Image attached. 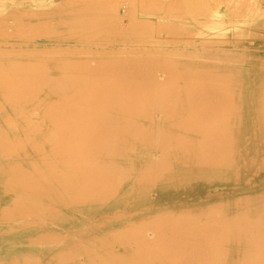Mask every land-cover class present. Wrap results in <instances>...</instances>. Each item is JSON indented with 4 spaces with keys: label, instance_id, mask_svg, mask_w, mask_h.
I'll return each instance as SVG.
<instances>
[{
    "label": "bare ground",
    "instance_id": "6f19581e",
    "mask_svg": "<svg viewBox=\"0 0 264 264\" xmlns=\"http://www.w3.org/2000/svg\"><path fill=\"white\" fill-rule=\"evenodd\" d=\"M242 1L0 0V264H264Z\"/></svg>",
    "mask_w": 264,
    "mask_h": 264
},
{
    "label": "rangeland",
    "instance_id": "374dc122",
    "mask_svg": "<svg viewBox=\"0 0 264 264\" xmlns=\"http://www.w3.org/2000/svg\"><path fill=\"white\" fill-rule=\"evenodd\" d=\"M129 1H130V0H129ZM129 1L126 0L127 5H128V3H131V2H129ZM131 1H132V0H131ZM139 1H140V0H136V2H137L136 4H138V5L134 8V9H135V12H136L137 14H138V13H140V14H141V13H144L145 15L143 16V14H141V15H139V14L137 15L136 13H135V14H136L137 17H138V16H139V17H142V16H143V17H147L146 15H149V14H146V13H148V12H146V11H148L149 8H153L152 0H144V1H142L143 4H142L141 2H139ZM148 2H149V3H148ZM247 2H248V0L246 1V3H245V1H242V3H245V4H247ZM249 2H250V0H249ZM249 2H248V4H250ZM255 2H256V6H257V5L259 6L260 4L262 5V2H261L260 4H259V3L257 4L258 0H255ZM140 3H141L142 5H140ZM242 3H241L240 5L244 8L245 5L242 4ZM148 4H149V7H147ZM151 4H152V5H151ZM197 4H198V3H196L195 6H193L194 8L192 7L191 9H192V10H193V9L195 10V9L202 8V6H203L202 3H199V5H197ZM248 4H247V5H248ZM251 4H252V3H251ZM251 4H250V5H251ZM129 5H130V4H129ZM129 5L127 6L128 8H129ZM243 5H244V6H243ZM247 5H246V6H247ZM250 5H248V6H250ZM241 6H240V8H242ZM256 6H255V7H256ZM132 7H133V5H132ZM138 7H139V8H138ZM182 7H183V10H184V13L186 12L185 14L182 12V11H183V10H182ZM252 7H254V4L252 5ZM255 7H254V9L250 7V8L253 10L252 14L254 13V10L256 9ZM137 8H138V9H137ZM141 8H142V10H141ZM243 8L238 10L240 13H239L238 11H237V13H235V15H236L235 18H237L238 13H239L238 17H242L243 14H244V15L246 14L245 17L243 16V19L245 18L246 20H247V18L249 17L248 15H250V17H252V15H251V14H248V12L242 14L240 10H243ZM246 8H247V7H246ZM143 9H146V11L143 10ZM187 9H188V7H186V6H181V7H180V10H181V12H182L183 14L179 11L178 8H176L175 11H176V12H179V15L182 14L181 17H182L183 19H184V15H187V17L185 16V17H186L185 19H188V20H189V17H191L190 19H192V22H191V20H189V21H190V24H191L190 26L192 27V29H194V28L198 29L200 25H201L203 28H202L201 26H200V27H201L202 29H204V28L206 27V26L204 25V22H205V21H209V20H206V17H201V16H203V15H201V16H200V15H196V12H194V14H193V13L191 12L192 10H191L190 8H189V9H190V12H188L189 10H187ZM136 10H137V11H136ZM177 10H178V11H177ZM201 10H202V9H201ZM201 10H200V11H201ZM247 10H249V7H248V9H246V11H247ZM252 10H249V12H251ZM138 11H139V12H138ZM202 11H203V10H202ZM243 11L246 12L245 9H244ZM172 12H173V11H172ZM190 13H192V14H190ZM241 14H242V15H241ZM240 15H241V16H240ZM196 16H197V17H196ZM199 16H200V17H199ZM246 17H247V18H246ZM194 18H195V19L198 18V20H197V21H196V20L193 21ZM203 18L205 19V21H204ZM199 19H201V20L203 19L202 22H200ZM207 19H209V18H207ZM248 19H249V18H248ZM250 19H251V18H250ZM252 19H253V17H252ZM241 20H242V18H241ZM186 21H187V20H186ZM189 21H188V23H189ZM230 21H231V20H230ZM230 21H229V22H230ZM248 21H250L249 23H251V21H253V20H247V21H243V20H242V21H240L239 23H236L235 20H234V21H233L234 23H232V21L230 22L232 25H231L230 23L228 24V26L231 25L230 28L235 27V26H238L239 29H242V30H243L242 33H244V35L241 34L239 37H235V36L232 35V34H233L234 30H235L237 27L234 28V29H230V28H229V29H228L229 31H227L228 36H226V37H227V41L229 42V45L226 46V47H230V48H232V51H233V52H237V51H239V50L242 52V50L244 49L243 52H244V51L249 52L248 55L250 56V58H251V56H252V58H251L252 60L256 61V60L254 59V57H257V58L259 57L258 60H259V62H261V61L264 59V43H263V42H264V38H263V37H264V28L261 29V28H257V27H256V28H254V29H256L257 32H256V30L253 31V28H252V29H251V28L249 29V27H247V25L249 24ZM193 22H194V23H193ZM124 24H127V20H124V23H121V25L123 26V28H124ZM192 24H193V25H192ZM195 24H196L198 27H197ZM233 24H234V25H233ZM188 25H189V24H188ZM129 26H130V25H128V26L126 27V25H125L126 28H128ZM190 26H189V28H190ZM156 27H157V24H155V27H154V28H155V29H154L155 31L160 30L159 27H157V29H156ZM245 27H246V29H245ZM201 28H199V30L202 31ZM205 29H207V28H205ZM154 30H153V35H154V33L157 35V34L160 32V31H157V32H158V33H157V32H155ZM259 30H260V31H259ZM203 31H204V30H203ZM207 31H208V30H207ZM235 31H236V30H235ZM251 32H252V33H251ZM156 35H154L155 38H156ZM160 35L163 36L161 33H160ZM160 35H159V37H160ZM168 36H169V35H168ZM184 36L187 37V36H190V35H184ZM233 36H234V37H233ZM256 36H257L258 38H257ZM193 37L195 38L196 35L193 36ZM197 37H198V36H197ZM197 37H196V38H197ZM199 37L201 38V36H199ZM255 37H256V38H255ZM259 37H260V38H259ZM200 38H198V39L201 40ZM232 38H236L237 40H234V39H232ZM251 38H252V39H251ZM253 38H254V39H253ZM225 39H226V38H225ZM230 39H231V40H230ZM238 39H239V40H238ZM242 39H243V40H242ZM262 39H263V40H262ZM246 40H248V42H246ZM249 41H250V43H249ZM255 41L258 42V43H256ZM253 42H254V43H253ZM261 42H262L263 44H262ZM236 43H237V44H236ZM246 43H247V44H246ZM260 43H261L262 45H259ZM235 44H236V45H235ZM255 44L258 45V46H256ZM248 46H250L251 48H249ZM252 46H253V47H252ZM255 46H256V47H255ZM233 47H234V49H233ZM237 47H238V48H237ZM240 47H241V48H240ZM245 47H246V48H245ZM235 48H236V50H235ZM238 49H239V50H238ZM241 49H242V50H241ZM247 49H250V50H247ZM262 50H263V51H262ZM240 51H239V52H240ZM261 51H262V52H261ZM260 59H262V60H260ZM262 62H264V61H262Z\"/></svg>",
    "mask_w": 264,
    "mask_h": 264
}]
</instances>
